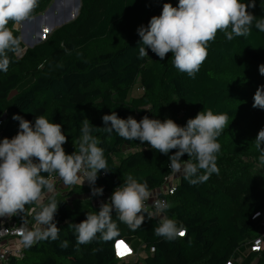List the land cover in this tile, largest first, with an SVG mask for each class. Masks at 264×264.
<instances>
[{"label": "trees", "instance_id": "obj_1", "mask_svg": "<svg viewBox=\"0 0 264 264\" xmlns=\"http://www.w3.org/2000/svg\"><path fill=\"white\" fill-rule=\"evenodd\" d=\"M52 1L38 0L31 17L43 12ZM178 2L81 0L75 21L57 28L20 57L8 53L9 69L0 71V141L17 134L19 122L12 119L13 115L33 124L36 116L45 115L61 124L67 137L63 148L71 154L84 118L102 128V117L115 111L122 119L132 116L139 121L147 115L161 121L170 118L185 126L198 112L211 109L229 117L228 126L217 138L221 145L216 154L219 174L194 186L180 174L174 193L165 196L169 208L162 217L146 218L140 229L132 231L113 214L119 236L109 241L94 240L78 250L68 224L85 220L87 212L99 211V197H92L85 184L53 194L45 191V204L52 195L59 202L54 216L59 239L41 241L30 248L23 246L22 257H11L7 264H139L117 260L119 241L129 244L133 239L144 244L145 264H229L243 245L250 248L241 264H264V250L251 244L259 235L264 217V196L249 205L240 193L254 186L264 189V164L256 170L260 153L253 142L264 128V109L253 108L254 94L264 85V76L259 73V66L264 64V32L253 26L248 37L227 41L218 31L195 78L173 66L172 53L160 60L148 49V57L137 59L141 40L137 28L159 16L164 3L175 7ZM255 2V8L248 11L257 18L264 17V0ZM96 6L102 7L101 14L88 28ZM8 27L21 40L16 24L10 21ZM93 135L100 142L98 146L104 148L111 170L98 173L97 187H102L109 198L129 174L141 182L146 180L151 193L165 186L172 174L168 156L147 142L125 141L115 133L108 136L94 131ZM125 148L130 150L126 155ZM181 159L187 160V154ZM257 212L260 215L253 218ZM165 216L186 229L183 237L168 241L154 234L153 229ZM27 219L35 223L30 216ZM13 220L21 224L19 216ZM61 241H67L68 247H60Z\"/></svg>", "mask_w": 264, "mask_h": 264}, {"label": "clouds", "instance_id": "obj_2", "mask_svg": "<svg viewBox=\"0 0 264 264\" xmlns=\"http://www.w3.org/2000/svg\"><path fill=\"white\" fill-rule=\"evenodd\" d=\"M255 6V0L248 3L243 0H179L175 7L164 3L159 16L151 17L147 26L137 28L141 38L137 59L148 57V49L160 60L172 53L173 66L195 78L207 58L209 42L215 40L218 31L227 41L248 37L253 26L264 32V17L257 18L248 11ZM36 7L38 0H0V71L9 69L8 53L20 52L21 40L8 27L9 22L20 24L30 19ZM259 73L264 76V64L259 66ZM253 99V108L264 109V85L258 86ZM12 119L19 122L17 134L0 141V218L19 216L22 226L18 235L23 246L30 248L41 241L59 239L60 229L54 219L59 202L54 195L46 204L43 202L45 191L55 192L54 179L65 188L87 181L92 197L103 195L104 189L95 187L98 173L111 170L94 131H103L108 136L115 133L125 141L147 142L152 149L168 156L172 173L183 175L194 186L207 182L214 173L219 174L216 154L221 145L217 138L228 126L229 117L226 113L206 109L180 126L170 118L161 121L147 115L139 121L132 116L122 119L113 111L102 117V128L94 126L87 118L81 121L80 136L71 154L63 148L67 137L61 124L51 122L45 115L36 116L34 124L20 115H13ZM253 142L260 153L259 161L264 164V128ZM174 149V154L169 155ZM185 154L188 159L182 160ZM151 195L146 180L141 182L129 174L107 202L101 201L99 211L87 212L85 220L68 224L77 250L94 240L109 241L119 236L113 214L136 231L146 218L151 220L169 208L167 201L154 200L151 207L155 211L150 210ZM259 215L257 212L253 218ZM29 216L35 222L31 228L28 227ZM153 231L157 237L168 241L186 233L176 220L166 216ZM60 247L67 248L68 242L61 241Z\"/></svg>", "mask_w": 264, "mask_h": 264}, {"label": "rangeland", "instance_id": "obj_3", "mask_svg": "<svg viewBox=\"0 0 264 264\" xmlns=\"http://www.w3.org/2000/svg\"><path fill=\"white\" fill-rule=\"evenodd\" d=\"M77 1L78 0H53L45 8L43 12L39 13L35 17H31L30 19L20 24H16V28L20 31V33L23 34L24 37V40L21 39L23 47H29L30 43H34L37 40H42L43 42L47 40L52 35V33L57 28L61 27L63 23H65L66 21L67 22L65 24L75 21L78 18L81 10V0H80L79 8H77ZM101 11H102L101 6H96L93 9L90 16L92 20L88 25V28L94 24L95 19L101 14ZM70 16H73L74 18L68 21V18ZM22 51L23 50H20V52L17 54L19 57L22 54ZM129 152L130 150L128 148H125L123 154L126 155ZM261 169H262L261 162H257L256 170H261ZM240 193L243 195L244 202L251 205L256 201H258L259 198L264 196V189L263 188L258 189L256 186H254L253 189H249L247 191ZM82 196H85L86 198L90 197L88 194H83ZM119 243L124 248H128L125 242L119 241ZM19 244H22L21 241L13 242L14 247L18 246ZM249 248H250L249 245L241 246L233 256V260L229 264H233L232 262L234 260H235L234 264H239V260L245 257ZM141 253H140L142 255L141 257L143 258L141 264H145L144 258L147 255V251L143 250ZM123 258L124 257L118 255V260Z\"/></svg>", "mask_w": 264, "mask_h": 264}, {"label": "built area", "instance_id": "obj_4", "mask_svg": "<svg viewBox=\"0 0 264 264\" xmlns=\"http://www.w3.org/2000/svg\"><path fill=\"white\" fill-rule=\"evenodd\" d=\"M150 55H155V54L151 52ZM1 125L2 123L0 122V126ZM179 175L180 174L172 173L166 179L165 186L151 193L152 195L150 198L152 199V202L148 201L150 210L155 211L154 208L151 207V204L154 203V200H165L166 201L165 196L172 195L174 193L175 186L177 184ZM54 183H55V192H57L58 187L60 185H63V183L55 179H54ZM84 183L87 187L90 188L87 181H85ZM97 183H98V179L96 180L95 187H97ZM108 198H109V194L104 191L103 195L99 196V198L96 200V205L100 207L101 201L106 202ZM156 216L162 217V213L157 214ZM21 226H22L21 224H17L13 220V217L10 219L0 218V264H7L8 260L11 257H16V258L22 257L23 244H19L18 246L14 248L1 247V244L5 242L8 243L10 241H14V242L21 241V237L18 235V230L21 228ZM32 226H33V223L29 221L28 227L31 228ZM251 244L254 249L264 250V217L261 219L260 224H259V235L252 241Z\"/></svg>", "mask_w": 264, "mask_h": 264}, {"label": "crops", "instance_id": "obj_5", "mask_svg": "<svg viewBox=\"0 0 264 264\" xmlns=\"http://www.w3.org/2000/svg\"><path fill=\"white\" fill-rule=\"evenodd\" d=\"M85 184V183H83ZM65 189L64 185H60L58 187L57 192H61V190ZM150 202H152V199L150 198ZM14 241L10 242H5L1 244V247H9V248H14L13 246ZM122 242H125L124 240ZM126 243V242H125ZM127 244V243H126ZM128 248H124L123 246L120 245V243L117 244V260H118V255L121 257H124L123 259L118 260L119 262H138L141 264L143 258L141 257L142 251L145 250L143 242L138 239H133L129 244H127ZM141 253V254H140ZM246 256V255H245ZM243 258L239 260V264H241ZM145 261V258H144ZM233 264L235 263V260L232 262Z\"/></svg>", "mask_w": 264, "mask_h": 264}, {"label": "water", "instance_id": "obj_6", "mask_svg": "<svg viewBox=\"0 0 264 264\" xmlns=\"http://www.w3.org/2000/svg\"><path fill=\"white\" fill-rule=\"evenodd\" d=\"M79 6H80V0L77 1V8H79ZM39 18H41V17H39ZM73 18H74L73 16H70V17L68 18V21L71 20V19H73ZM66 22H67V21H66ZM66 22H65V23H66ZM65 23H63V25H64ZM21 39L24 40V37H23V34H22V33H21ZM41 42H42V40H37V41L34 42V43H30V44H29V47H24L22 53H24L28 48H32V47H34L35 45L40 44Z\"/></svg>", "mask_w": 264, "mask_h": 264}, {"label": "snow or ice", "instance_id": "obj_7", "mask_svg": "<svg viewBox=\"0 0 264 264\" xmlns=\"http://www.w3.org/2000/svg\"><path fill=\"white\" fill-rule=\"evenodd\" d=\"M183 235V234H182Z\"/></svg>", "mask_w": 264, "mask_h": 264}]
</instances>
